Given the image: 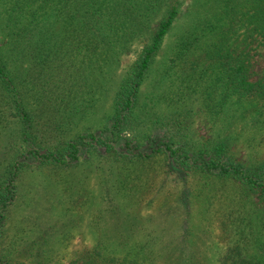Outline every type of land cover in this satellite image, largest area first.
<instances>
[{"label": "rangeland", "instance_id": "rangeland-1", "mask_svg": "<svg viewBox=\"0 0 264 264\" xmlns=\"http://www.w3.org/2000/svg\"><path fill=\"white\" fill-rule=\"evenodd\" d=\"M213 7L211 0L182 1L141 84L136 132L149 131L166 116L178 117L186 120L194 138L227 136L231 157L259 162L264 158V120L240 114L237 103L217 112L206 94L215 72L199 77L190 69L181 83L176 72L165 69L176 39L191 28L194 15L211 13ZM166 8L167 2L151 12L133 35L126 29L114 33L108 44L93 46L72 27L60 30L62 46L55 68L48 71L51 77L32 63L21 85L32 110L33 135L43 146L59 145L108 121L120 79ZM241 32L239 28L231 41ZM248 50L252 78L260 77L264 38ZM10 110L0 102V177L21 142L20 118ZM88 149L68 166L37 161L23 166L0 235V254L10 264H70L76 256L75 263L91 264L85 260L90 246L107 247L111 254L139 248L145 255L150 252L146 261L153 264H184L186 258L188 264H219L237 241L257 250L264 204L239 182L212 178L197 193L192 190L196 179L162 154L128 159Z\"/></svg>", "mask_w": 264, "mask_h": 264}, {"label": "trees", "instance_id": "trees-1", "mask_svg": "<svg viewBox=\"0 0 264 264\" xmlns=\"http://www.w3.org/2000/svg\"><path fill=\"white\" fill-rule=\"evenodd\" d=\"M182 1L0 0V102L11 109V114L19 116L21 124V142L0 177V235L7 210L16 197L17 176L25 164L37 161L68 166L88 148L128 159L162 154L196 179L192 190L197 193H201L212 178L233 179L264 204V158L245 164L231 157L227 136L194 138L188 132L186 120L170 116L159 120L160 123L145 133L136 132L141 84L179 14ZM211 1L214 3L212 12L194 15L191 28L176 39L165 69L176 72L181 83L185 82L190 69L191 74L199 77L207 70L215 72L208 80L206 94L216 111L226 109L229 103H237L240 114L255 116L254 122L262 121L264 70L260 77L252 78L248 49L251 43L264 38V0ZM165 2L166 11L149 41L140 48L119 81L108 121L95 131L79 133L59 145L43 146L33 135L32 110L21 88L30 65L33 63L37 70L51 77L48 71L55 68L62 46L60 30L72 27L82 36L86 35L93 46L99 42L112 43L111 35L122 29H126L124 33L128 36L142 29L151 12L160 9ZM239 28H242V36L231 41ZM256 243L257 250L249 251L239 241L235 242L221 255L219 264H264L262 228L256 234ZM104 248L108 249L90 246L85 256L88 260H85L91 264H153L146 261L150 252L145 255L139 248L126 247V252L118 254ZM243 253L246 255L241 256ZM79 259L80 256H76L70 264H77L75 260ZM188 262V258L184 259V264ZM0 264L10 263L0 254Z\"/></svg>", "mask_w": 264, "mask_h": 264}]
</instances>
